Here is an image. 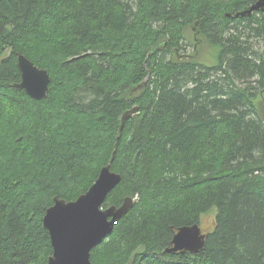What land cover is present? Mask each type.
<instances>
[{
	"label": "trees",
	"instance_id": "16d2710c",
	"mask_svg": "<svg viewBox=\"0 0 264 264\" xmlns=\"http://www.w3.org/2000/svg\"><path fill=\"white\" fill-rule=\"evenodd\" d=\"M255 1L0 0V264H46L45 210L111 158L103 207L134 202L93 264H264V12L227 16ZM190 24L214 65L178 55ZM18 54L45 98L16 87ZM212 208L203 249L164 252Z\"/></svg>",
	"mask_w": 264,
	"mask_h": 264
},
{
	"label": "water",
	"instance_id": "95a60500",
	"mask_svg": "<svg viewBox=\"0 0 264 264\" xmlns=\"http://www.w3.org/2000/svg\"><path fill=\"white\" fill-rule=\"evenodd\" d=\"M253 12H264V0H256L247 8L227 13V16L247 17ZM17 67L20 82L16 87L23 89L33 99L45 98L50 83L48 72L23 54L17 56ZM135 110L136 107L125 112L122 123ZM111 161L112 158L100 169L89 188L76 199L54 197L53 204L45 210L42 224L48 231L52 246V254L46 264H93L90 260L91 249L104 240L115 223L132 208L134 199L130 197L124 198L119 206L103 207L108 193L121 180V175L111 170ZM206 236L207 233H203L197 223L180 226L164 252L188 251L195 254L204 248Z\"/></svg>",
	"mask_w": 264,
	"mask_h": 264
},
{
	"label": "rangeland",
	"instance_id": "374dc122",
	"mask_svg": "<svg viewBox=\"0 0 264 264\" xmlns=\"http://www.w3.org/2000/svg\"><path fill=\"white\" fill-rule=\"evenodd\" d=\"M183 33V38L180 40L181 47L178 49V52L181 54L178 55L182 59L195 60L203 65H214L217 62L219 47L210 44L203 35L197 32L193 24L185 28ZM249 42L252 44L254 50H262L261 42L256 37H250ZM169 56L170 54H167L166 58ZM255 102L264 104L263 94H259ZM215 214L216 209L212 208L200 215L199 226L203 233H208L213 230Z\"/></svg>",
	"mask_w": 264,
	"mask_h": 264
}]
</instances>
